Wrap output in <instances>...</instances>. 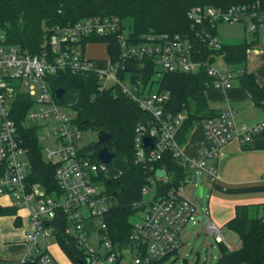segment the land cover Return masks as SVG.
<instances>
[{
	"label": "built area",
	"instance_id": "built-area-1",
	"mask_svg": "<svg viewBox=\"0 0 264 264\" xmlns=\"http://www.w3.org/2000/svg\"><path fill=\"white\" fill-rule=\"evenodd\" d=\"M186 17L194 36L192 40L179 34H147L136 42L131 38L132 23H128V19L94 16L50 29L39 53L33 55L6 44L0 30V198L7 201L0 207L24 209L28 217L26 256L12 264H57L46 242L57 240L56 233L62 231V225L63 233L85 256V261L77 264H166L162 261L181 248L185 226L192 224L195 230L200 220L206 235L213 237L216 243H224L220 228L209 217L208 210L199 209L191 197L197 187V175L202 181L213 184L217 180L215 161L221 149L231 142L250 143L255 135L264 131V120L252 126L238 125L233 109L220 111L197 125L201 126V136L194 145L198 157L190 158L179 142L187 114L172 111L171 94L156 89L159 86L156 76L202 70L208 78L206 90L233 88L248 72L245 65L233 67L224 60L223 54L212 53L223 45L216 26L242 22L245 32L257 37L264 27V7L258 3L227 8L196 6ZM89 36L104 39L101 43L105 51L103 67L95 66L85 52L88 45L96 43H85L82 47ZM112 39L116 43L114 54L107 49ZM195 42L211 50L207 58H197ZM257 46L258 43L250 49ZM133 59L140 73L151 68L155 82L152 89L140 78L129 76L136 74L131 71L136 66L130 64ZM217 61L222 65L216 66ZM59 71L95 75L98 93L110 91L115 96H124L145 116L135 126L133 160L151 173L141 189V198L146 197L151 188L154 196L143 205L139 202L133 205L143 213L140 215L137 211L130 220L129 260L123 256L126 248L111 240L106 222L113 201L108 184L116 180L121 171H111L113 160L105 165L97 159L98 152L93 148L97 140L87 145L82 143L83 134L91 128L79 124L72 102H57L60 99L48 82L49 76ZM19 93L31 100L25 124L39 128L43 159L55 166L54 191L33 180L30 157L11 117V108ZM145 138L150 139V145H144ZM158 170L163 172L161 176L156 175ZM88 229L94 231L88 232ZM95 233L99 238L98 249L90 243ZM0 264H6L2 258Z\"/></svg>",
	"mask_w": 264,
	"mask_h": 264
},
{
	"label": "trees",
	"instance_id": "trees-1",
	"mask_svg": "<svg viewBox=\"0 0 264 264\" xmlns=\"http://www.w3.org/2000/svg\"><path fill=\"white\" fill-rule=\"evenodd\" d=\"M256 3L264 7V0H0V30L4 33L6 44L32 55L39 52L50 29L94 16L130 19L131 38L136 42H140L147 34H179L192 40L194 36L186 17L192 7L227 8ZM103 41L101 37L89 36L82 42V47L85 43L99 44ZM257 42L255 39L250 42L223 43L219 51L212 53L223 54L224 60L233 67L244 66L247 53ZM194 44L198 47V59H204L205 56L207 58L211 53L202 43ZM108 48L112 54L116 52L113 39ZM130 64L135 65V59ZM147 65L150 66L149 63ZM147 69L142 73L145 81L152 75L151 68ZM159 76H156L159 89L171 94L169 106L172 111H184L187 114L179 135V142H185L194 126L218 114L208 107L206 101L205 83L208 78L202 70L197 73H163ZM48 82L53 92L58 88L64 90L57 102H72L71 107L76 111L81 126L110 135L108 142L95 143L93 148L98 152L106 147L113 152L115 157L110 164L111 171H121L120 176L108 184L113 201L107 212L106 222L111 240L118 245L120 242L127 245L131 232L129 217L138 211L133 205L141 201V189L151 174L133 160L135 126L145 116L136 104L124 96H115L110 91L98 93L97 78L93 74L59 71L49 76ZM239 85L249 92L256 107L264 109V87L258 84L253 73L248 72L242 76ZM91 97L94 99L91 100ZM30 106L31 100L19 93L13 102L11 117L17 126L19 139L30 157L33 180L43 183L47 190L54 191L55 166L43 159L39 128L25 124ZM260 135L262 136L259 137ZM241 146L243 149H264V131L255 135L250 143ZM16 213L15 208L0 207V216H15ZM19 222V217H16L14 223L19 225ZM226 227L237 234L239 244L236 248L227 249L224 244L218 243L216 264H264V203L236 206L235 215L226 223ZM56 238L59 247L71 262L77 264L85 261V256L81 255L73 240L63 233V225L62 231L60 229L56 233Z\"/></svg>",
	"mask_w": 264,
	"mask_h": 264
},
{
	"label": "crops",
	"instance_id": "crops-1",
	"mask_svg": "<svg viewBox=\"0 0 264 264\" xmlns=\"http://www.w3.org/2000/svg\"><path fill=\"white\" fill-rule=\"evenodd\" d=\"M255 39L259 44L258 36L253 37L251 41ZM96 45L101 44H90L86 47V51L89 46ZM103 52L105 55L104 50ZM249 53L250 59L246 60L245 63L247 72L253 73L258 84L264 87V45L261 48L257 46L254 50L250 49L247 57ZM87 56L91 60L98 62L90 52ZM104 59L102 57L103 65L105 63ZM205 96L208 107L215 113L228 108L233 109L236 113V109L246 107L248 114L251 115L255 112V109H262L253 104L249 92L240 87L238 82H235L233 88L225 91L207 90ZM190 136V141L185 144L184 150L188 157L196 159L198 154L194 145L201 136V126H197L196 131H193ZM215 162L217 180L213 184L208 183L213 193L209 195L207 200V210L209 217L214 223L226 226V223L234 217L236 206L260 205L264 203V149H243L240 144L231 142L221 149ZM200 187H202L203 197L204 188L202 185ZM6 203L5 198H0V205H6ZM16 217H19L20 221L22 217H25L26 226L22 230L18 228L12 229L10 225L12 223L15 226H19L14 223ZM27 223V212L24 209L17 210L15 216H0V226L4 228V238L0 236V258L6 264L21 261L26 256L28 250V245L25 242V235L28 229ZM7 241L11 242L7 243ZM13 242H19V244H13ZM46 244L48 245L51 258L57 264H74L56 241L52 240L51 242V240H48Z\"/></svg>",
	"mask_w": 264,
	"mask_h": 264
},
{
	"label": "rangeland",
	"instance_id": "rangeland-1",
	"mask_svg": "<svg viewBox=\"0 0 264 264\" xmlns=\"http://www.w3.org/2000/svg\"><path fill=\"white\" fill-rule=\"evenodd\" d=\"M127 22L131 23V20L128 19ZM216 33H217V36L220 42L226 43V44L227 43H238V42L240 43L243 41L248 42V41H251L253 38L251 34H248L245 32L244 23L242 22L240 23L239 22L220 23L216 26ZM258 37H259L258 46L261 48L262 45H264V27L260 29V33L258 34ZM101 43L102 42H100V44ZM103 50L104 49L102 45L89 46L87 48L86 53L88 54L90 52L93 56H95L94 59L98 60V62L94 61L95 66L103 67V62L101 61L102 57L105 58L104 52L102 53ZM249 59H250V53L248 54L247 61ZM221 65H222V62L217 61L216 66H221ZM131 71L136 72V74L129 75L131 78H140L144 84H148L150 88L152 89L153 85L155 84V82L153 81L151 77L152 75L151 76L149 75L150 76L148 77L149 79L145 81L142 73L138 72L136 66H133V70ZM144 71H147V70H144ZM159 77L160 76L157 75V78ZM159 87L160 86H157L156 89L159 90ZM152 92L154 93L155 90H153ZM34 99H37V95L34 97ZM235 111H236L235 123L238 125L244 124L247 126H252V125L261 123L264 120V110L263 109H259V108L255 109V112L252 113L251 115L248 114L246 107L243 109H236ZM69 114L72 117L75 116V114L72 112ZM196 129H197V125L194 126L191 129L189 135L186 136L185 142H181L183 146H185V144L190 141V138H191L190 135L192 134L193 131H196ZM86 132H88V135L86 134ZM262 135H260L259 137H261ZM96 140H97V132H95L92 129L85 131V133L83 134L81 138V141L84 145L90 144ZM235 143H238V142H235ZM196 184H197V187L194 188L191 197L195 201L199 209L205 212L207 210V200L209 198V195H211L213 192L211 190V186L206 181L201 180L200 175H197ZM201 185L204 188L203 197H199L198 195V189H199V186ZM103 187L105 186L103 185ZM189 190H191L190 187H189ZM153 196H154V190L151 188V191L149 192V194L146 197L141 199V201L139 202V205H143L146 201L151 200ZM142 213H143L142 210L138 211V214L141 215ZM132 217L131 216L129 217L130 220L132 219ZM10 225L12 229L18 228L22 230V228L26 226L25 217L21 218L19 226H15L12 223ZM216 225L220 228L221 235L224 239V243L222 244H224L227 249L236 248L239 244V239H238L237 234L233 232L231 229H229L228 227L223 226V224L221 225L218 223ZM91 227L93 228V225ZM89 230H93V229H88V232ZM24 231H25V228H24ZM0 236L4 238V228L1 226H0ZM181 238H182L181 248L175 253H173L171 256H169L167 259L163 260L162 262H165L166 264H195V263L216 264L218 253H219V245L218 243L215 242L213 237H210L205 234L203 222L201 220L197 222V228L195 230H192V224L186 225L185 228L183 229ZM49 240H51L52 242V239H49ZM9 242L11 241H7V243ZM98 242H99V238H98V235L95 233L90 243L95 248L98 249L99 247ZM13 244H19V242H13ZM119 245L120 247L126 248L123 251V254H124L123 256L125 260H129L131 258L129 250L127 249L129 247V243H127L126 245L120 242ZM16 246H19V245H16Z\"/></svg>",
	"mask_w": 264,
	"mask_h": 264
},
{
	"label": "water",
	"instance_id": "water-1",
	"mask_svg": "<svg viewBox=\"0 0 264 264\" xmlns=\"http://www.w3.org/2000/svg\"><path fill=\"white\" fill-rule=\"evenodd\" d=\"M64 94V90L62 88H58L55 91V95L58 99H60ZM110 139V135L104 132H97V143L98 144H104L108 142ZM144 145L148 146L150 145V139L145 138L144 139ZM115 155L113 152L109 151L106 147H102L98 153H97V159L102 163V164H110V162L114 159ZM163 172L161 170H158L156 172V175L161 176ZM198 195L201 197L202 195V187L198 189Z\"/></svg>",
	"mask_w": 264,
	"mask_h": 264
}]
</instances>
